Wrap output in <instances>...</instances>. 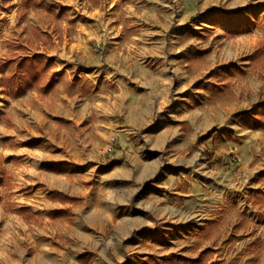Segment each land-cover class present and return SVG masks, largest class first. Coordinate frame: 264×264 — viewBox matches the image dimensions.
Returning a JSON list of instances; mask_svg holds the SVG:
<instances>
[{
    "label": "rangeland",
    "instance_id": "374dc122",
    "mask_svg": "<svg viewBox=\"0 0 264 264\" xmlns=\"http://www.w3.org/2000/svg\"><path fill=\"white\" fill-rule=\"evenodd\" d=\"M23 1L0 0V58L43 53L55 86L15 98L12 66L0 72V264H264V202L251 198L264 190V123L226 148L206 144L214 128L195 141L183 119L208 107L264 118V0ZM208 148L229 164L206 166ZM118 163L128 185L101 199ZM192 169L202 179L179 177ZM55 177H77L69 217L43 194Z\"/></svg>",
    "mask_w": 264,
    "mask_h": 264
},
{
    "label": "crops",
    "instance_id": "0c3cea01",
    "mask_svg": "<svg viewBox=\"0 0 264 264\" xmlns=\"http://www.w3.org/2000/svg\"><path fill=\"white\" fill-rule=\"evenodd\" d=\"M60 102H56L57 105V110L55 111V114L59 117H65V118H72L71 115L65 113L66 115H61L60 113V108L61 105L58 104ZM17 104L20 106V103L17 102ZM85 108L87 107L86 104H83ZM82 106V107H83ZM59 109V110H58ZM148 109V108H147ZM261 107L257 108H251L249 111H243V112H235L232 113L231 111H222L219 113V115L216 114V111L213 107H208L207 109L201 111L200 109H196L195 111H187L184 112L186 115L183 118L184 121L187 122L188 128L192 129L195 132V141H197V138L200 135L204 134H209L211 133V130L214 128V131L211 135L208 136V138L205 140L206 144L211 146V143L215 141L214 139L218 137L217 142H220L221 145H224L226 148L227 146H232L234 144H242L243 146L244 142L243 141H248V131L255 130L259 132V126L264 123V118H263V112L260 111ZM89 114L88 110H83L81 109L80 111V116L81 117H87ZM103 112H99V116H102ZM144 123H148L147 117L145 115L144 117ZM225 121V125L223 127L215 128L217 124H220L221 122ZM98 124V123H97ZM101 124V123H99ZM101 126V125H100ZM217 135V136H216ZM216 136V137H215ZM194 140V137H192ZM212 141V142H211ZM211 142V143H210ZM183 147L187 146L182 144ZM214 149L210 150L208 148L207 150V155H209V158L207 157V160H204V164L207 166V164L210 163H220L221 165H228L229 162L221 158V155H218L217 157H214L213 154ZM220 151V150H218ZM221 152V151H220ZM210 159V160H208ZM119 164V163H118ZM209 166V165H208ZM117 168V169H115ZM115 169V170H114ZM113 172L108 175L106 178H111L109 181V192L104 193V191L99 192V197L102 199L104 195H108V198H111V201L113 200L115 194L119 192L122 188H125L126 185H128V182L126 180H121L119 177L118 173L120 171L126 170L125 165L123 164H116V167L113 168ZM188 174V173H187ZM111 176V177H109ZM180 178L186 179V177H191L192 180L196 181L198 179H202V176L195 170L192 169L190 176L186 175V170H183L181 175L179 176ZM103 177H100V180ZM105 178V177H104ZM77 180V177H73V184H71L70 180H68L66 177H55L53 179V182H55V186H61V187H55L51 188L49 190H46L43 194L45 197H49L50 199H56L58 200V203H53V204H60L58 207L57 211H60V216L61 217H69L70 214V205L69 203L72 202L73 199L77 198L78 196H73L71 193L73 192L75 188V182ZM126 181V182H125ZM61 182V183H59ZM124 183V187L121 189L119 188L121 184ZM71 188L72 192L69 190ZM193 190V189H191ZM183 191L182 194H184L187 197L194 196V190L193 191ZM38 191V190H37ZM74 193V192H73ZM256 202L258 201V198L263 199L264 202V190H256L253 192L252 197ZM100 199V201H101ZM60 201V202H59ZM107 208L111 207V202H107ZM33 208V207H32ZM34 209V208H33ZM35 210V209H34ZM36 211V210H35ZM103 211V208H100L99 205H95L92 213L97 214L101 213ZM39 215H41L38 211H36ZM77 226V225H76ZM33 264H37V260L33 259ZM50 264V263H49Z\"/></svg>",
    "mask_w": 264,
    "mask_h": 264
},
{
    "label": "trees",
    "instance_id": "16d2710c",
    "mask_svg": "<svg viewBox=\"0 0 264 264\" xmlns=\"http://www.w3.org/2000/svg\"><path fill=\"white\" fill-rule=\"evenodd\" d=\"M34 0H25L23 5L29 7ZM37 39H41V35L49 37V34L45 31H41L37 34ZM22 45H14V50H23ZM264 55V40L259 48L255 51L254 56ZM12 66L7 72V79L11 88V95L15 98L24 96L33 87L41 84L40 92L48 93V91L55 86V79L52 78V74L55 71V62L48 59L41 52H28L20 55H13L11 57L0 58V72L3 73L6 69ZM210 160V159H209ZM7 176L10 178V173L3 168L2 162H0V177ZM6 178V177H5ZM256 204V203H255ZM15 212L21 216L27 223L39 222L42 217L34 211L30 206L18 207ZM56 215H60V211L56 212ZM178 259L173 258L171 262H176ZM201 258L197 259H184V264H200ZM140 264H161L157 259L150 257L149 259H140Z\"/></svg>",
    "mask_w": 264,
    "mask_h": 264
}]
</instances>
